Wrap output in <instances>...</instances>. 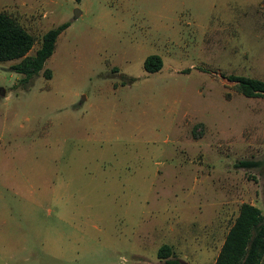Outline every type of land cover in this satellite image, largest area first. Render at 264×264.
<instances>
[{
  "label": "rangeland",
  "instance_id": "1",
  "mask_svg": "<svg viewBox=\"0 0 264 264\" xmlns=\"http://www.w3.org/2000/svg\"><path fill=\"white\" fill-rule=\"evenodd\" d=\"M0 10L33 35L29 54L67 22L49 78L0 61V264H166L161 244L174 264H212L239 204L262 208L263 166L234 164L264 154V96L222 74L264 80V0Z\"/></svg>",
  "mask_w": 264,
  "mask_h": 264
},
{
  "label": "trees",
  "instance_id": "2",
  "mask_svg": "<svg viewBox=\"0 0 264 264\" xmlns=\"http://www.w3.org/2000/svg\"><path fill=\"white\" fill-rule=\"evenodd\" d=\"M67 25L66 21L45 30L40 38L39 45L34 52L29 54L34 37L10 13L0 10V61L18 59L11 63L9 68L17 73H22L21 82L37 75L49 78L51 73L48 68H43L44 60L51 54L57 34ZM143 68L152 72L160 68L161 58L156 53L147 54L142 60ZM234 81L233 87L246 96H264V80L239 74H222ZM123 83V81H122ZM236 166H263L264 154L259 160H238ZM171 248L161 244L156 255L163 258L166 264L177 262L169 258ZM264 253V196L262 208L249 203L241 202L237 213L227 228L218 252L212 264H258Z\"/></svg>",
  "mask_w": 264,
  "mask_h": 264
},
{
  "label": "water",
  "instance_id": "3",
  "mask_svg": "<svg viewBox=\"0 0 264 264\" xmlns=\"http://www.w3.org/2000/svg\"><path fill=\"white\" fill-rule=\"evenodd\" d=\"M79 14V10L78 9H74V11H73V16L75 17V16H77Z\"/></svg>",
  "mask_w": 264,
  "mask_h": 264
},
{
  "label": "crops",
  "instance_id": "4",
  "mask_svg": "<svg viewBox=\"0 0 264 264\" xmlns=\"http://www.w3.org/2000/svg\"><path fill=\"white\" fill-rule=\"evenodd\" d=\"M263 260H264V253H263V255H262V259L260 260V262L263 261ZM213 261H214V260H213ZM260 262H259V263H260ZM212 263H213V262H212ZM259 263H258V264H259Z\"/></svg>",
  "mask_w": 264,
  "mask_h": 264
}]
</instances>
